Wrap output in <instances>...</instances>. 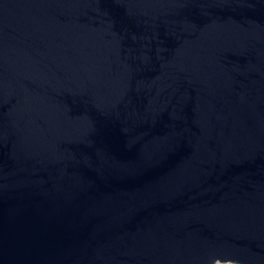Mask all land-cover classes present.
Masks as SVG:
<instances>
[{
	"label": "water",
	"instance_id": "obj_1",
	"mask_svg": "<svg viewBox=\"0 0 264 264\" xmlns=\"http://www.w3.org/2000/svg\"><path fill=\"white\" fill-rule=\"evenodd\" d=\"M0 264H264V0H0Z\"/></svg>",
	"mask_w": 264,
	"mask_h": 264
}]
</instances>
